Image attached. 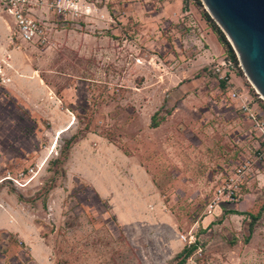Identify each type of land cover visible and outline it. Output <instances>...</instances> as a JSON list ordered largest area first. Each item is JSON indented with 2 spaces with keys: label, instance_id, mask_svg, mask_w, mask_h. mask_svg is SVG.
<instances>
[{
  "label": "rangeland",
  "instance_id": "1",
  "mask_svg": "<svg viewBox=\"0 0 264 264\" xmlns=\"http://www.w3.org/2000/svg\"><path fill=\"white\" fill-rule=\"evenodd\" d=\"M62 1L79 10L59 17L54 0L50 11L38 9L47 42L32 43L28 63L57 57L60 70L81 69L71 104L81 120L55 142L44 125L38 144L45 153L9 170L0 164V264H178L185 248L193 251L186 264H264V100L206 20L221 30L204 0ZM13 30L12 15L0 7L1 47L27 44L13 41ZM177 108L170 143H179L182 154L153 166L146 158L152 122L162 123ZM87 125L147 162L156 188L131 160L97 152L96 141L95 150L80 155L83 163L66 168L68 142ZM245 164L233 200L219 201L218 190ZM23 171L26 178H17ZM9 176L18 183L5 181ZM140 195L161 198L170 219L158 214L149 221L145 213L129 219L122 197Z\"/></svg>",
  "mask_w": 264,
  "mask_h": 264
},
{
  "label": "crops",
  "instance_id": "2",
  "mask_svg": "<svg viewBox=\"0 0 264 264\" xmlns=\"http://www.w3.org/2000/svg\"><path fill=\"white\" fill-rule=\"evenodd\" d=\"M187 24L190 25L193 23ZM195 24L199 25L203 32L204 29L201 23ZM3 30L1 33L6 34L7 40L8 32L5 27ZM32 46V43L22 44L21 47L14 49L7 47V45L0 46V62L6 65L4 71L2 70L3 83L0 86V137L5 138L7 136L6 141H1L0 143V156H3L0 164H3L8 170L12 163L16 164L17 160L27 161L34 152L37 154L45 153L42 150L43 148L38 144V133H42L41 128L44 125H48L49 127L46 136L54 138L55 142L58 131H65L62 136L71 134L74 132L76 124H80L79 121L81 120L80 116L76 115L74 110H71L74 107L71 104L73 103L75 83H80V81L76 82L75 78L80 74L81 69H75L69 64L64 70H60L62 62L57 57H51L50 61L47 59L46 61H39L36 58V66L29 64L28 61L30 60L29 55L32 54ZM7 57L10 59H7ZM59 81L66 83L61 89L58 85ZM162 106V103L159 104L158 108H155V111L159 112ZM180 110L177 108L172 115L166 116L162 120V123L159 122L158 128H151L154 134H160V136L156 135L159 139L154 138V134L148 135L149 137L147 139V144H151L152 151L149 154L146 153V155L148 154L146 158L151 159L150 163H153V166L157 163L162 164V166L169 165L172 155L178 157L182 154V147L179 143L173 146L170 143V135L175 132V127L173 126L175 125V119L176 117L178 118ZM74 121V126L68 129ZM93 122L92 120L90 123L93 125ZM27 126L33 131L30 139L35 142V146L38 145V149L28 143L30 140H27V136L30 133L26 130ZM92 129L90 127L89 131L85 130L83 134L78 135L77 137L79 138L74 142L71 141L75 136L70 138L68 142V158L65 162L68 167L66 168L74 167V163L77 160L83 163L84 161H81L80 155L84 158L90 154L91 150H95L92 146L93 142L96 141L97 152L100 151L103 154L107 151L115 152L121 154L125 159L131 160L132 164L137 167V170L141 169L145 173V176L152 182V186L156 188L152 180L153 176L148 172L147 162L145 164L142 163V160L134 157V152H124V150L116 144L109 142L104 136L92 132ZM172 131L174 132L172 133ZM14 133L17 136L14 135V137L12 135ZM156 144L159 145L156 147ZM88 145L90 149L87 147ZM29 146L31 148L30 151L27 148ZM160 152L162 154L161 156L164 157L163 159H160L158 156ZM215 157L219 156L216 155ZM177 162L183 165V160L180 158ZM96 170L101 172L100 165L96 166ZM91 186L98 192L101 198H109L110 193L103 190L96 182ZM124 198L126 199L124 200ZM124 198L122 197V202L126 206V216L132 219V221L137 219V217L140 218L141 213L149 215L145 216V219L149 221L154 219L158 214L165 215L164 217L166 219H170V212L163 211L165 206L161 198H151L143 195L132 197L124 196ZM160 202L163 204L161 205Z\"/></svg>",
  "mask_w": 264,
  "mask_h": 264
},
{
  "label": "water",
  "instance_id": "3",
  "mask_svg": "<svg viewBox=\"0 0 264 264\" xmlns=\"http://www.w3.org/2000/svg\"><path fill=\"white\" fill-rule=\"evenodd\" d=\"M264 100V0H204Z\"/></svg>",
  "mask_w": 264,
  "mask_h": 264
},
{
  "label": "built area",
  "instance_id": "4",
  "mask_svg": "<svg viewBox=\"0 0 264 264\" xmlns=\"http://www.w3.org/2000/svg\"><path fill=\"white\" fill-rule=\"evenodd\" d=\"M50 2L51 0H0V7L5 11L9 12L14 19V30L12 31V40L19 41L23 40L26 43L47 42V31L43 21L37 18L38 9L45 10L48 8L50 11ZM53 7L55 8V13L59 16H65L68 10L73 13L77 10H74V7L66 5L62 0H54ZM3 82L2 68L0 67V83ZM232 98L237 100V95L233 94ZM242 110L250 113L247 105H242ZM250 118L257 120V117L250 113ZM249 164L242 165L237 167L235 170V175L233 177L227 178L225 183L226 186L218 190L217 197L220 201L221 198L223 202L233 200L235 192L237 190L238 182L241 177H243L248 169ZM34 173V169L29 170V174ZM26 173L21 172L17 178H26ZM11 176L4 178L8 182L18 183V179ZM238 178V179H237ZM238 180V181H237ZM227 190V193H226Z\"/></svg>",
  "mask_w": 264,
  "mask_h": 264
},
{
  "label": "trees",
  "instance_id": "5",
  "mask_svg": "<svg viewBox=\"0 0 264 264\" xmlns=\"http://www.w3.org/2000/svg\"><path fill=\"white\" fill-rule=\"evenodd\" d=\"M206 20L208 22H210V25L213 29V31L218 34L219 36V40L221 43H223L224 45H226V47L228 48V54L231 58V60L234 62V63H237V57H236V54H234V50L232 49L231 45L229 44L228 41H226V38H225V35L223 34V32L216 26V24L210 19V17L208 15L205 16ZM157 116V114L153 117V121H154V118ZM159 124H154L152 122V128L155 129V128H158ZM86 131H89L90 130V126L87 125ZM79 137L75 136L71 142H74L75 140H77ZM69 147V146H68ZM229 214H232V215H241L240 213L238 212H235V211H231ZM254 220L257 221L258 220V217H254ZM253 233V229L250 228V234ZM192 252L193 251H187V249L185 248L181 254L178 255V259L180 260L178 264H186L187 263V260L189 259V257H191L192 255Z\"/></svg>",
  "mask_w": 264,
  "mask_h": 264
},
{
  "label": "bare ground",
  "instance_id": "6",
  "mask_svg": "<svg viewBox=\"0 0 264 264\" xmlns=\"http://www.w3.org/2000/svg\"><path fill=\"white\" fill-rule=\"evenodd\" d=\"M74 124H75V121L74 122H72L71 123V125L69 126V128L68 129H71L73 126H74ZM68 131V130H67ZM64 130L62 131V130H60V131H58L57 132V134H56V136H57V138H58V141H59V139L62 137V135L64 134ZM58 143V142H57ZM2 206L0 205V208H1Z\"/></svg>",
  "mask_w": 264,
  "mask_h": 264
}]
</instances>
